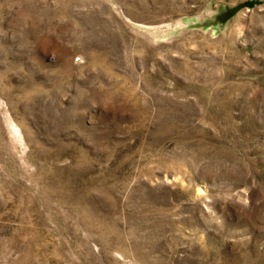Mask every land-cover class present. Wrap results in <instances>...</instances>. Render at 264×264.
Wrapping results in <instances>:
<instances>
[{
  "label": "rangeland",
  "instance_id": "1",
  "mask_svg": "<svg viewBox=\"0 0 264 264\" xmlns=\"http://www.w3.org/2000/svg\"><path fill=\"white\" fill-rule=\"evenodd\" d=\"M0 264H264V0H0Z\"/></svg>",
  "mask_w": 264,
  "mask_h": 264
},
{
  "label": "trees",
  "instance_id": "2",
  "mask_svg": "<svg viewBox=\"0 0 264 264\" xmlns=\"http://www.w3.org/2000/svg\"><path fill=\"white\" fill-rule=\"evenodd\" d=\"M248 5H249V6H252V3L249 2Z\"/></svg>",
  "mask_w": 264,
  "mask_h": 264
}]
</instances>
